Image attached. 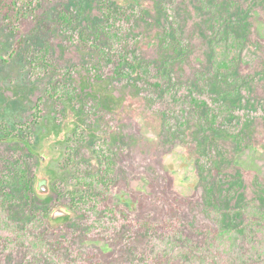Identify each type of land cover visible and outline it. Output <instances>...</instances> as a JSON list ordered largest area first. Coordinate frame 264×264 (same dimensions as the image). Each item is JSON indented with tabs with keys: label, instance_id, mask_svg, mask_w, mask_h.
<instances>
[{
	"label": "rangeland",
	"instance_id": "obj_1",
	"mask_svg": "<svg viewBox=\"0 0 264 264\" xmlns=\"http://www.w3.org/2000/svg\"><path fill=\"white\" fill-rule=\"evenodd\" d=\"M105 5L132 11L122 46L162 70L160 86L115 75L94 48L112 46ZM12 25L0 16V264H151L154 248L169 264H184L168 258L180 249L191 264L226 249L233 264H264V236L233 213L264 212V0H40ZM227 31L236 57L220 46ZM218 51L228 69L212 64ZM189 91L234 116L207 127ZM98 175L105 198L83 185ZM59 206L70 213L52 219ZM165 221L176 234L150 231Z\"/></svg>",
	"mask_w": 264,
	"mask_h": 264
},
{
	"label": "trees",
	"instance_id": "obj_2",
	"mask_svg": "<svg viewBox=\"0 0 264 264\" xmlns=\"http://www.w3.org/2000/svg\"><path fill=\"white\" fill-rule=\"evenodd\" d=\"M40 8V0H0V16L2 17L3 21L10 26V29H13L14 26L12 23H17L20 20L33 15L38 9ZM103 21L100 24V30L105 33L107 38L110 40L112 46L108 49L102 48V47H94L100 55L105 57L106 59H109L110 57H115L117 60V65L114 69V74L118 76H127L129 74H135L137 78L142 80L143 82L147 83L148 85L158 87L160 86V80L162 79V70L156 69L153 66H151L149 63L139 60L135 55L128 52L126 49L123 48V42L125 41L123 36V29L127 26L129 19L131 17L132 11L125 12L122 9H113L107 5L103 7ZM219 42L223 41V44H220V46H229L231 52V57L235 56V51L239 46V38L235 36L232 32L227 31V33ZM82 39V37H80ZM83 41V39H82ZM230 41V43H229ZM217 46V45H216ZM214 48V47H213ZM222 48V47H220ZM221 52H217V55H215L214 59L212 60V64H214V67L217 69H228L230 66L229 55L225 54V57L222 53V57H220ZM214 62V63H213ZM155 69V70H154ZM52 92L55 96H57L59 99L62 98L64 95H70L72 96L73 93L70 90V87L68 85L59 84L56 83L52 87ZM188 97L190 98V103L193 106H196L198 109L202 111L201 116V122L205 124L209 128H213L215 124L221 120L224 119V117L232 118L233 110L226 106L225 104H222L219 100H214L213 102H209L203 98L195 97L192 95V92H188ZM102 176L98 175L94 178H84L83 185L88 186V189H91V194L93 195L94 191H99V193H102L104 198L106 195V189H104L102 186L104 184L101 180ZM23 182V181H22ZM28 190H30V187H27ZM83 194V195H82ZM89 196V193L84 189L80 193V199L76 201V206L80 205L82 202H85L92 198L93 196ZM6 196L9 198L10 195L6 194ZM107 198V197H106ZM8 200L7 198L2 199L0 203V216H3V213L5 211L2 209V204L5 203V201ZM92 202V201H91ZM105 202V200H104ZM96 202L93 204L95 206ZM79 207V206H77ZM108 208V206H107ZM107 210V209H106ZM108 211H106V214L108 215ZM104 215V211L102 212ZM111 213L113 216H110L113 218V220H116L117 222H121V219L123 216L126 218V213L124 210L120 208H111ZM233 213H236L243 217V220L245 219L247 223L244 226L252 227L254 228L255 237L264 236V212L262 210H259L256 208V206L253 203H246L244 205H241L234 211ZM117 216V218H116ZM36 221L32 222L35 223ZM217 235L219 237H222L226 240V238L229 239L230 233L232 232V227L230 225L221 226L219 224ZM174 229L170 226V224L165 221L162 224L152 223L151 224V232L159 234V237H164L165 234H176ZM149 231V230H147ZM26 233V232H25ZM44 241V243H43ZM41 240V246L49 247L48 243L43 239ZM264 242V239L263 241ZM51 249V248H50ZM167 249H164V251ZM177 250V249H176ZM181 250V252H180ZM180 256L176 257V255L168 256L169 259L178 258L182 261L184 264H191L189 261L192 259L191 254H187V251L185 249H180ZM169 251V250H168ZM228 249L222 250L220 253H213V255L210 257H206L208 260L207 264H233L232 260L228 258L226 255L228 253ZM159 253H156V249L153 250V257L151 259V264H169L162 261V256L158 255ZM177 254V253H176ZM187 255V256H186ZM188 257V259L182 258V257ZM166 261L169 262L168 258L164 257ZM194 258V257H193ZM145 261V259L143 260ZM185 261V262H184Z\"/></svg>",
	"mask_w": 264,
	"mask_h": 264
},
{
	"label": "water",
	"instance_id": "obj_3",
	"mask_svg": "<svg viewBox=\"0 0 264 264\" xmlns=\"http://www.w3.org/2000/svg\"><path fill=\"white\" fill-rule=\"evenodd\" d=\"M40 159H44L43 155H40ZM37 189L40 192H46L48 190L47 187V179L45 177H39L37 180ZM70 213V210L67 207L59 206L55 207L51 210L50 216L52 219H57L61 217H66Z\"/></svg>",
	"mask_w": 264,
	"mask_h": 264
}]
</instances>
